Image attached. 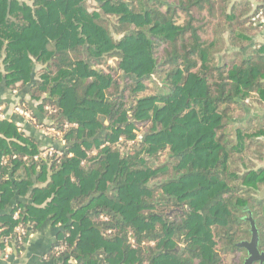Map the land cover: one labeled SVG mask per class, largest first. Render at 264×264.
<instances>
[{
	"label": "trees",
	"instance_id": "obj_1",
	"mask_svg": "<svg viewBox=\"0 0 264 264\" xmlns=\"http://www.w3.org/2000/svg\"><path fill=\"white\" fill-rule=\"evenodd\" d=\"M87 1L0 0V84L70 125L35 161L0 121V252L21 208L63 226L60 264H243L249 215L264 244V0Z\"/></svg>",
	"mask_w": 264,
	"mask_h": 264
},
{
	"label": "crops",
	"instance_id": "obj_2",
	"mask_svg": "<svg viewBox=\"0 0 264 264\" xmlns=\"http://www.w3.org/2000/svg\"><path fill=\"white\" fill-rule=\"evenodd\" d=\"M39 68V65L35 66L34 74ZM22 100H24L30 111L37 116L39 124L46 126L47 115L45 113L39 114L37 103L30 98L27 89L13 90L6 87L4 83L0 84V105L4 107L10 120L15 121L17 127L23 130L27 136L34 138L40 148L54 145L62 147V142L50 137L43 127L32 125L22 116L12 112V106ZM20 172L17 174L18 176L21 175ZM33 177L34 187L43 186L47 182V180L45 183L36 182L38 173L34 174ZM18 201L26 203L30 201V197L29 195L24 197L16 196L13 203ZM42 207L43 205L40 206V208ZM62 229L63 226L60 223H52L50 215L39 226L28 224L24 239L18 246L12 244L9 256L6 259H0V264H60L59 258L52 255V250Z\"/></svg>",
	"mask_w": 264,
	"mask_h": 264
},
{
	"label": "built area",
	"instance_id": "obj_3",
	"mask_svg": "<svg viewBox=\"0 0 264 264\" xmlns=\"http://www.w3.org/2000/svg\"><path fill=\"white\" fill-rule=\"evenodd\" d=\"M46 109L49 110V113L52 112V110L49 109L48 107H46ZM11 110L15 114L22 116L28 123L35 126L43 127L50 137L60 140L63 145L65 144V140L63 139L62 136L64 131H66L70 126L68 123L63 124L61 129H56L55 127L43 126L39 124L38 120L33 116L32 112L26 109V107L22 102H18L17 104L12 106ZM1 120H10V117L8 116L7 112L4 110V107L0 105V121ZM61 155L62 153L58 148H55L54 146H47L41 148V150L36 155L33 156L32 160L35 161L49 160V159L57 158ZM3 162H5V158L3 159ZM20 214H21V208H18L14 211L12 215V219L16 221L14 228L15 239L19 243H21V241L24 239L27 229L26 225L22 221H20ZM103 219L106 220L105 217H103ZM5 244L6 246L3 252H0V259H6L9 256V252H11L12 250L11 246L9 245V238L5 239ZM13 245H15V243H13ZM66 248H67L66 243H62L59 245L57 244L54 246L53 251L56 256H59L66 250Z\"/></svg>",
	"mask_w": 264,
	"mask_h": 264
},
{
	"label": "water",
	"instance_id": "obj_4",
	"mask_svg": "<svg viewBox=\"0 0 264 264\" xmlns=\"http://www.w3.org/2000/svg\"><path fill=\"white\" fill-rule=\"evenodd\" d=\"M264 195V189L260 192L259 196ZM249 226H250V232H251V239L250 241H244L238 243V246L243 247L247 251V258L245 259L244 264H252L254 261H264V253H259L257 249L258 244V231L255 226L254 220L249 215L248 216Z\"/></svg>",
	"mask_w": 264,
	"mask_h": 264
},
{
	"label": "flooded vegetation",
	"instance_id": "obj_5",
	"mask_svg": "<svg viewBox=\"0 0 264 264\" xmlns=\"http://www.w3.org/2000/svg\"><path fill=\"white\" fill-rule=\"evenodd\" d=\"M263 189H264V188H263ZM246 219H247V221H248V217H247ZM248 226H249V221H248ZM248 230H249V232H250V226L248 227ZM257 231H258V230H257ZM250 239H251V232H250V235H249L248 239H244V240H242V241H240V242L250 241ZM257 249H258L259 253H264V244L260 242L259 236H258ZM245 251H246V249H245ZM245 253H246V256L244 257L243 264H244V262H245V259H246L247 256H248L247 251H246ZM256 263H258V264H259V263H260V264H263L264 261H263V262H260V261H254V262H252V264H256Z\"/></svg>",
	"mask_w": 264,
	"mask_h": 264
},
{
	"label": "rangeland",
	"instance_id": "obj_6",
	"mask_svg": "<svg viewBox=\"0 0 264 264\" xmlns=\"http://www.w3.org/2000/svg\"><path fill=\"white\" fill-rule=\"evenodd\" d=\"M86 5H87V7H88V10H93L94 8H95V4H94V2L92 1V0H88L87 2H86ZM255 108H258V106H256V105H254L253 106V108H251L252 109V111H249L250 113H252V114H254V115H257V114H259V109H255ZM262 112V111H261ZM261 151V153H264V148L263 149H261L260 150ZM258 159L259 158H257L256 157V161H258ZM263 159V158H262ZM262 159L260 160L259 159V161H262ZM258 161V162H259ZM262 190H260V192H261ZM260 192H259V194H260ZM259 194H258V196H259ZM263 196V195H262Z\"/></svg>",
	"mask_w": 264,
	"mask_h": 264
}]
</instances>
